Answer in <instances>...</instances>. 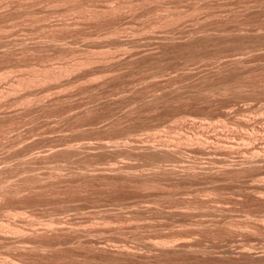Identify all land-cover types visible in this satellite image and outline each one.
I'll return each mask as SVG.
<instances>
[{
  "label": "rangeland",
  "instance_id": "374dc122",
  "mask_svg": "<svg viewBox=\"0 0 264 264\" xmlns=\"http://www.w3.org/2000/svg\"><path fill=\"white\" fill-rule=\"evenodd\" d=\"M0 168V264H264V0H0Z\"/></svg>",
  "mask_w": 264,
  "mask_h": 264
},
{
  "label": "bare ground",
  "instance_id": "6f19581e",
  "mask_svg": "<svg viewBox=\"0 0 264 264\" xmlns=\"http://www.w3.org/2000/svg\"><path fill=\"white\" fill-rule=\"evenodd\" d=\"M204 29H205V28H204ZM195 30H196V29H195ZM204 34H205V33H204ZM225 34H226V33H225ZM225 34L222 35V34L219 33V34L217 35V37H218L219 35H220V36H225ZM237 34H238V33H237ZM194 35H195V34H194ZM197 35H199V34H197ZM226 35H227V34H226ZM234 35H236V33H235ZM239 35H240V34H239ZM199 36H200V35H199ZM199 36H195V37L197 38V37H199ZM203 36H204V35H203ZM206 36H209V33H207V35H205L204 37L207 38ZM212 36H213V34H212ZM201 37H202V36H201ZM201 37H199V38H201ZM209 37H210V36H209ZM209 37H208V39L211 38V37H210V38H209ZM227 37L230 38L229 36H227ZM117 38H118V37H117ZM189 38H190V37H189ZM192 38H193V37H192ZM202 38H203V37H202ZM119 39H120V38H119ZM212 39H215V37H213ZM212 39H211V40H212ZM216 39H217V38H216ZM193 40H194V38H193ZM193 40H192V41H193ZM200 40H201V39H200ZM203 40H204V39H203ZM187 41H188V40H187ZM196 41H197V39H196ZM188 42H189V41H188ZM194 42H195V40H194ZM189 43H190V42H189ZM151 54H153V52H152ZM149 55H150V54H149ZM240 58H241V57H240ZM242 58H243V57H242ZM238 59H239V58H238ZM239 60H241V59H239ZM239 60H238V61L236 60V61H237V62H241V61H239ZM236 61H235V62H236ZM242 61H243V60H242ZM81 62H82V61H81ZM119 64H120V63H119ZM73 66H74V65H73ZM73 66H72V68H73ZM61 68H62V67H61ZM77 68H78V67H77ZM69 69H70V68H69ZM73 69H74V68H73ZM75 69H76V68H75ZM67 70H68V69H67ZM67 70H66V71H67ZM44 71H45V70H44ZM44 71H42V72L44 73ZM64 71H65V70H64ZM69 71H70V70H69ZM50 72H51V71H50ZM53 72H55V71H53ZM56 72H57V71H56ZM56 72H55V74H56ZM45 73H46V72H45ZM48 74H50V73L48 72ZM52 74H53V73H52ZM45 75H47V74H45ZM53 75H54V74H53ZM53 75H52V76H53ZM43 76H44V75H43ZM52 76L49 75V77H52ZM56 76H57V75H56ZM54 77H55V76H54ZM33 78H34V77H33ZM47 78H48V77H46V79H47ZM39 79H41V78L39 77ZM33 80H34V79H33ZM10 130H11V129H10ZM243 136H244V135H243ZM250 136H251V135H250ZM250 136H249V138H250ZM226 137H227V136H226ZM18 138H20V137H18ZM211 138H212V136H211ZM22 139H23V138H22ZM27 139H28V138H27ZM198 139H199V138H198ZM205 139H206V138H205ZM205 139H204V140H205ZM225 139H226V138H225ZM139 140H140V139H139ZM139 140H138V141H139ZM191 140H192V139H191ZM193 140H194V139H193ZM200 140H201V139H200ZM206 140H207V139H206ZM218 140H219V139H218ZM245 140H246V139H245ZM20 141H21V139H20ZM23 141H24V140H22L21 142H23ZM194 141H196V140H194ZM211 141H212V140H211ZM211 141H209V142L207 141V142L210 143ZM18 142H19V141H18ZM21 142H20V143H21ZM24 142H25V141H24ZM27 142H28V141H27ZM140 142H141V141H140ZM142 142H143V141H142ZM203 142H206V141H203ZM212 142H213V141H212ZM216 142H217V141H216ZM228 142H229V140H228ZM20 143H19V144H20ZM29 143H31V142H29ZM33 143H34V142H33ZM103 143H104V142H102V144H99V143H98V144L104 148V146H105L106 143H105V144H103ZM195 143H196V142H195ZM199 143H200V142H198V144H199ZM223 143H224V142L222 141L221 144H220V143H218V144L223 145ZM225 143H226V142H225ZM19 144H18V146H19ZM21 144H22V143H21ZM25 144H26V142H25ZM107 144H108V143H107ZM150 144H151V143H150ZM153 144H154V143H153ZM153 144H152V145H153ZM156 144H157V143H155V145H156ZM162 144H163V143H162ZM212 144H214V146H215V143H214V142H213ZM226 144H227V143H226ZM232 144H233V143H232ZM16 145H17V142H16ZM16 145H15V147H16ZM27 145H29V144L27 143ZM32 145H33V144H32ZM163 145H164V144H163ZM163 145H162V147H163ZM204 145H205V144H204ZM209 145H210V144H209ZM229 145H230V143H229ZM229 145H228V146H229ZM11 146H12V145H11ZM21 146H24V145L22 144ZM30 146H31V144H30ZM53 146H54V145H53ZM53 146H52V147H53ZM57 146L59 147L60 145H56L55 147H57ZM66 146H67V145H66ZM68 146H69V145H68ZM87 146H88V145H87ZM107 146H108V145H107ZM143 146H144V145H143ZM143 146H142V147H143ZM157 146H158V145H157ZM160 146H161V145H160ZM160 146H159V147H160ZM164 146H167V145H164ZM175 146H176V145H175ZM199 146H200V145H199ZM206 146H208V145H206ZM218 146H219V145H218ZM228 146H226V147H228ZM234 146H235V145H233V147H234ZM12 147H14V146H12ZM15 147H14V148H15ZM27 147H28V146H27ZM81 147H82V146H81ZM81 147H80V148H81ZM84 147H86V145H85ZM89 147H90V145H89ZM97 147H98V145H97ZM105 147H106V146H105ZM127 147H128V146H127ZM144 147H145V146H144ZM152 147H154V146H152ZM208 147H209V146H208ZM219 147H220V146H219ZM221 147H222V146H221ZM229 147H230V146H229ZM231 147H232V146H231ZM254 147H255V146H254ZM19 148H20V146H19ZM19 148H18V149H19ZM21 148H22V147H21ZM23 148H24V147H23ZM60 148H61V147H60ZM63 148H64V147H63ZM68 148H69V147H68ZM70 148H72L73 151H77V150L79 149L78 147L73 146V145H72V147H70ZM70 148H69V149H70ZM91 148H92V147H91ZM95 148H96V147H95ZM106 148H107V147H106ZM149 148H150V150H152L151 147H150V145H149ZM175 148H177V146H176ZM206 148H207V147H206ZM213 148H214V147H213ZM217 148H218V147H217ZM223 148H224V147H223ZM12 149H13V148H12ZM15 149H16V148H15ZM15 149H14V150H15ZM53 149H54V147H53ZM65 149H67V148H65ZM81 149H82V148H81ZM104 149H105V148H104ZM154 149H156V148H154ZM195 149H198V148L195 147ZM208 149H209V148H208ZM227 149H228V148H227ZM247 149H248V148H247ZM19 150H21V149H19ZM26 150H27V149H26ZM30 150H32L31 147H30ZM51 150H52V149L50 148L49 151H51ZM56 150H57V148H56ZM61 150H62V149H60V152H61ZM182 150H183V149H182ZM192 150H194V149H192ZM212 150H213V149H212ZM217 150H219V148H218ZM231 150H232V149H231ZM235 150H236V149H235ZM249 150H250V149H249ZM23 151H25V149H23ZM27 151H28V150H27ZM27 151H26V152H27ZM32 151H33V150H32ZM49 151H48V152H49ZM172 151H178V150L176 149V150H172ZM204 151H205V150H204ZM223 151H224V150H223ZM223 151H222V154H224ZM254 151H256V148H255ZM254 151H253V154H255ZM16 152H17V151H16ZM20 152H21V151H20ZM67 152H68V151H67ZM179 152L181 153L182 151H179ZM183 152H184V151H183ZM183 152H182V153H183ZM197 152H198V151H197ZM206 152H207V151H206ZM206 152H205V153H206ZM218 152H219V151H218ZM220 152H221V151H220ZM235 152H237V150H236ZM14 153H15V152H14ZM51 153L53 154V152H51ZM61 153H65V152L62 151ZM177 153H178V152H177ZM177 153H176V154H177ZM15 154H16V153H15ZM22 154L24 155V153H22ZM29 154H30V152H29ZM29 154H27V155L29 156ZM34 154H36V153H34ZM38 154H39V153H38ZM41 154H42V153H41ZM49 154H50V153H49ZM56 154H57V151H56ZM56 154H55V155H56ZM210 154H212V153H210ZM213 154H214V153H213ZM219 154H220V153H219ZM228 154H229V152H228ZM258 154H259V153H258ZM258 154H257V155H258ZM10 155H11V153H10ZM17 155H18V152H17ZM17 155H16V156H17ZM46 155H47V154H46ZM214 155H216V154H214ZM224 155H225V154H224ZM255 155H256V154H255ZM257 155H256V156H257ZM14 156H15V155H14ZM14 156H12V157H14ZM18 156H20V154H19ZM38 156H40V155H38ZM42 156H43V154H42ZM44 156H45V155H44ZM44 156H43V157H44ZM47 156H48V155H47ZM49 156L51 157V155H49ZM178 156H179V155H178ZM210 156H211V155H210ZM225 156H226V155H225ZM229 156H230V154H229ZM10 157H11V156H10ZM23 157H25V156H23ZM30 157H31L30 159H32V158L35 157V156H30ZM43 157H42V158H43ZM45 157H46V156H45ZM45 157H44V158H45ZM220 157H221V156H220ZM243 157H244V156H243ZM251 157H252V156H251ZM253 157H255V156H253ZM257 157L260 158V156H257ZM26 158H27V157H26ZM40 158H41V156H40ZM42 158H41V159H42ZM46 158H47V157H46ZM211 158H213V156H212ZM211 158H210V159H211ZM215 158L217 159V157H215ZM218 158H219V156H218ZM244 158H245V157H244ZM19 159H20V162H21L20 165H22V161H24V163H25V161L28 160V159H27V160H25V159L22 160V158H19ZM19 159H18V160H19ZM36 159H37V158H36ZM36 159H35L34 161H36ZM38 159H39V157H38ZM41 159H39V160H41ZM242 159H243V158H241V159H239V160H242ZM248 159H249V158H248ZM250 159L253 160V158H250ZM255 159H257V158H254V160H255ZM21 160H22V161H21ZM39 160H37V161H39ZM213 160L215 161L214 158H213ZM219 160H220V159H219ZM29 161H30V160H29ZM31 161H32V160H31ZM179 161H180V159H179ZM181 161H182V160H181ZM222 161L224 162L225 160L222 159V160L219 162V164H220V163H223ZM229 161H230V160H229ZM246 161H247V160H246ZM183 162H184V161H183ZM193 162H194V161H193ZM212 162H213V161H212ZM217 162H218V160H217ZM227 162H228V160H227ZM230 162H231V161H230ZM230 162H229V164H230ZM238 162H239V161H238ZM243 162H245V161H243ZM250 162L253 163V161H251V160H250ZM127 163H128V162H127ZM190 163H191V162H190ZM214 163H215V162H214ZM224 163L226 164V161H225ZM239 163L241 164L242 162H239ZM239 163H238V164H239ZM247 163H248V162H247ZM251 163H250V164H251ZM254 163H255V162H254ZM26 164H27V163H26ZM128 164H129V163H128ZM200 164H201V163H200ZM216 164H217V163H216ZM227 164H228V163H227ZM231 164H232V163H231ZM235 164H236V163H235ZM262 164H263V163H262ZM5 165H6V164H5ZM7 165H9V164H7ZM24 165H25V164H24ZM121 165H122V164H121ZM125 165H126V164H125ZM181 165H182V164H181ZM181 165H179V166H181ZM186 165H188V164H186ZM204 165H207V164H204ZM208 165H209V164H208ZM210 165H211V162H210ZM246 165H247V164H245V166H246ZM248 165H249V164H248ZM1 166H4V165L1 164ZM126 166H127V165H126ZM129 166H130V165H128V167H126L127 169H125V170L129 171V170H128V169H130ZM183 166H184L183 168H186V167H187V166H185V164H184ZM191 166H192V165H191ZM200 166H202V165H200ZM212 166H213V165H212ZM215 166H216V165H215ZM241 166H242V165H240V167H241ZM243 166H244V165H243ZM245 166H244V167H245ZM250 166H252V165H250ZM4 167H5V166H4ZM113 167H117V166L115 165V166H113ZM181 167H182V166H181ZM206 167H207V166H205V169H207ZM231 167H232V166H231ZM231 167H230V165H229V166L227 165L226 168H227V169H230ZM248 167H249V166H248ZM2 168H3V167H2ZM12 168H13V167H12ZM12 168H11V169H12ZM107 168H108V167H107ZM111 168H112V167H111ZM118 168H121V167H118ZM118 168H117V170H118ZM124 168H125V166H124ZM167 168H169V167H167ZM167 168H165V169H167ZM174 168H176V166H175ZM179 168H180V167H179ZM202 168L204 169L203 166H202ZM208 168H209V167H208ZM213 168H214V167H213ZM215 168H217V167H215ZM215 168H214V169H215ZM220 168H221V167H220ZM236 168H238V167H236ZM0 169H1V168H0ZM112 169H113V168H112ZM115 169H116V168H115ZM177 169H178V168H177ZM177 169H176V170H177ZM209 169H210V168H209ZM214 169H213V170H214ZM6 170H8V168H6ZM104 170H105V169H104ZM130 170H131V169H130ZM169 170H170V169H169ZM169 170H168V171H169ZM213 170H212V167H211V170H209V171L212 172ZM215 170H216V169H215ZM218 170H220V169H218ZM3 171H4V170H3ZM10 171H11V170H10ZM110 171H111V170H110ZM118 171H122V168H121V170H118ZM118 171H117V173H118ZM123 171H124V170H123ZM166 171H167V170H166ZM170 171H171V170H170ZM174 171H175V169H174ZM198 171H200V170H198ZM226 171H227V170H226ZM228 171H229V170H228ZM1 172H2V171H1ZM7 172H8V171H7ZM100 172L102 173V170H101ZM100 172H99V173H100ZM104 172H105V171H104ZM106 172H107V171H106ZM111 172H112V171H111ZM113 172H115V171H113ZM113 172H112V174H113V176H114V173H113ZM156 172H157V171H156ZM176 172H177V171H176ZM200 172H201V171H200ZM202 172H203V171H202ZM205 172H206V171H205ZM207 172H208V169H207ZM213 172H214V171H213ZM216 172H217V171H216ZM216 172H215V173H216ZM88 173H90V172H88ZM88 173H85V175H88ZM115 173H116V172H115ZM120 173L122 174V172H120ZM123 173H124V172H123ZM125 173H128V172L125 171ZM125 173H124V174H125ZM135 173H136V172H135ZM165 173H166V172H165ZM168 173H170V172H168ZM208 173H209V172H208ZM218 173H219V172H218ZM3 174H4V173H3ZM79 174L81 175V173H79ZM91 174H92V173H91ZM97 174H98V172H96V175H95V176L100 175V174H98V175H97ZM103 174L105 175V173H103ZM112 174H111V175H112ZM124 174H123V175H124ZM128 174H129V173H128ZM131 174L134 175V176L136 175V174H133L132 171H131ZM145 174H146V173H145ZM151 174H152V173H151ZM151 174H150V175H151ZM192 174L196 175L194 172H193ZM192 174H191V178L193 177ZM209 174H210V173H209ZM209 174H208V175H209ZM38 175H39V174H38ZM101 175H102V174H101ZM116 175H117V174H116ZM119 175H120V174H119ZM126 175H127V174H126ZM137 175H139V174L137 173ZM137 175H136V176H137ZM147 175H148V174H146V176H147ZM150 175H148L147 178H148ZM154 175H155V174H154ZM168 175H169V174H168ZM173 175H174V172H173ZM187 175H188V174H187ZM215 175H216V174H215ZM215 175H213V176H215ZM219 175H220V174H219ZM33 176H34V175H33ZM33 176L31 177L32 179H33ZM36 176H37V174H36ZM36 176H35V178H39V177H40V175H39V177H38V176L36 177ZM41 176H42V175H41ZM51 176H52V175H51ZM53 176H54V175H53ZM53 176H52V177H53ZM62 176H63V175H62ZM81 176H82V178H83L84 175H81ZM107 176H108V175H107ZM146 176H143V177H146ZM169 176H172V175H169ZM183 176H184V175H183ZM199 176H200V174H199ZM211 176H212V175H211ZM0 177H1V176H0ZM59 177H61V176L59 175ZM89 177H90V176H89ZM100 177H101V176H100ZM117 177H118V176H117ZM119 177L121 178V176H119ZM127 177H128V176H127ZM130 177H131V176H130ZM138 177H139V176H138ZM141 177H142V175H141ZM153 177H154V176H153ZM194 177H195V176H194ZM207 177H208V176H206V178H207ZM209 177H210V175H209ZM217 177H218V175H217ZM217 177H216V178H217ZM84 178H85V176H84ZM86 178H87V177H86ZM90 178H91V177H90ZM94 178H95V177H94ZM108 178H110V177H108ZM123 178H124V177H123ZM131 178H133V177H131ZM139 178H140V177H139ZM169 178H170V177H169ZM183 178H184V177H183ZM186 178H187V176H186ZM211 178H213V177H211ZM226 178H227V177H226ZM87 179H88V178H87ZM118 179H119V178H118ZM137 179H138V178L136 177V180H137ZM148 179H149V178H148ZM152 179H153V178H152ZM171 179H173V178H171ZM187 179H188V178H187ZM187 179H185V180H187ZM195 179H196V178H195ZM195 179H194V180H195ZM37 180H38V179H37ZM40 180H41V178H40ZM44 180H45V179H44ZM44 180H43V181H44ZM123 180H124V179H123ZM132 180H133V179H131V181H132ZM180 180H181V179H180ZM183 180H184V179H183ZM185 180H184V181H185ZM191 180H192V179H191ZM43 181H42V182H43ZM184 181H183V182H184ZM192 181H193V180H192ZM189 182H191V181L189 180ZM44 184H45V182H44ZM6 188H7V187H6ZM6 188H5V189H6ZM8 189H9V187H8ZM19 189H20V188H19ZM24 190H25V189H24ZM16 191H19V190H16ZM6 192H7V191L5 190V193H6ZM19 192H20V191H19ZM5 193H4V194H5ZM2 195H3V194H2ZM1 197H2V196H1ZM11 224H13V223H11ZM4 226H5V225H4ZM11 227H12V228H11ZM11 227H10V230H11V229H14L15 231H19V233L21 232V228H17L16 226H12V225H11ZM18 227H19V226H18ZM47 227H48V226H47ZM52 227H53V226H51V224H50V228H52ZM40 228H42V227H40ZM44 228H46V227H44ZM54 228H55V227H54ZM7 229H8V228H7ZM46 229H47V228H46ZM48 229H49V227H48ZM10 230H9V231H10ZM36 230H37V229H36ZM36 230H34V231H36ZM52 230H53V229H52ZM15 231H14V232H15ZM22 231H23V230H22ZM43 231H44V229H43ZM45 231H46V230H45ZM45 231H44V232H45ZM47 231H48V230H47ZM49 231H50V230H49ZM3 232H4V231H3ZM0 233H2V232L0 231ZM17 233H18V232H17ZM21 233H22V232H21ZM21 233H20V235H21ZM24 233H25V232H24ZM2 234H4V233H2ZM5 234H6V233H5ZM7 236H9V235H7ZM16 236H17V235H16ZM28 236H29V235H28ZM4 237H5V236H4ZM17 237H18V239H19V234H18ZM1 238H3V235H2ZM1 238H0V239H1ZM11 238H12V237H11ZM30 238H31V237H30ZM9 239H10V237H9ZM9 239H8V241H9ZM12 239H13V238H12ZM12 239H11V240H12ZM23 239H24V238H23ZM1 240H2V239H1ZM13 240H14V239H13ZM16 241H17V240H16ZM6 242H7V241H6ZM11 242H12V244L14 243L13 241H11ZM37 243H39V242H37ZM37 243H36V244H37ZM36 244H35V245H36ZM186 244H188V243H186ZM182 245H183V244H182ZM173 246H174V245H173ZM173 246H172V247H173ZM185 246H186V245H185ZM38 247H39V246H38ZM160 247H164V245H162V246H160ZM35 248L37 249V247H35ZM33 249H34V248H33ZM41 249H42V248H41ZM162 249H163V248H162ZM167 249H169V248H167ZM170 249H172L171 246H170ZM170 249H169V250H170ZM37 250H38V249H37ZM164 250H166V249L164 248ZM0 262H1V261H0ZM2 262H3V261H2ZM9 262H10V261H9ZM9 262H7V263H9ZM11 262H12V261H11ZM5 263H6V262H4V264H5ZM13 264H14V263H13ZM16 264H17V263H16Z\"/></svg>",
  "mask_w": 264,
  "mask_h": 264
}]
</instances>
